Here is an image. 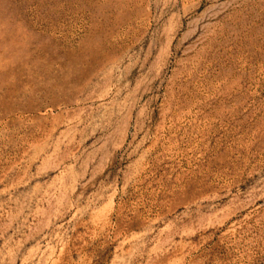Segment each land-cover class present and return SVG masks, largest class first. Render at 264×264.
<instances>
[{
  "label": "rangeland",
  "instance_id": "obj_1",
  "mask_svg": "<svg viewBox=\"0 0 264 264\" xmlns=\"http://www.w3.org/2000/svg\"><path fill=\"white\" fill-rule=\"evenodd\" d=\"M0 264H264V0H0Z\"/></svg>",
  "mask_w": 264,
  "mask_h": 264
}]
</instances>
